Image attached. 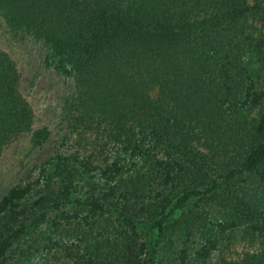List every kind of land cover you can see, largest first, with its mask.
I'll return each mask as SVG.
<instances>
[{"label":"trees","instance_id":"16d2710c","mask_svg":"<svg viewBox=\"0 0 264 264\" xmlns=\"http://www.w3.org/2000/svg\"><path fill=\"white\" fill-rule=\"evenodd\" d=\"M258 8L264 0H0L7 25L45 45V65L72 75V125L101 129L116 146L101 164L86 146L56 153L34 179L0 197V264L24 236L38 251L50 213L70 204L90 264H158L168 229L180 225L177 212L193 198L214 197L220 177L264 179V106L249 125L242 121L254 84L228 74L235 66L218 56L229 61L244 34L240 22ZM32 121L16 65L0 50V155L23 132L35 147L47 141L48 129L32 131ZM200 148L227 159L207 183L185 173L205 168ZM98 173L102 189L92 184ZM230 207L218 231L243 227L260 247L223 264H264V209L240 195ZM190 236L187 229L185 243ZM215 240L209 234L195 249L200 264H210ZM180 257L186 260V248Z\"/></svg>","mask_w":264,"mask_h":264},{"label":"rangeland","instance_id":"374dc122","mask_svg":"<svg viewBox=\"0 0 264 264\" xmlns=\"http://www.w3.org/2000/svg\"><path fill=\"white\" fill-rule=\"evenodd\" d=\"M240 29L244 34L234 43L233 53L228 55L229 61L222 51L218 56L219 61L225 65L227 63L231 70V65L235 66L228 74L239 72L240 80L245 86L251 82L254 84L256 95L242 113V121L249 125L264 106V8L256 9V12L243 19ZM0 50L8 53L16 65L19 90L33 111L32 131L42 128L49 131V138L41 146L33 145L31 132H23L4 148L0 155V197L11 186L23 185L34 179L39 165L56 153L76 150L83 153L82 147L86 146L88 155L95 164L104 163V159H110L114 155L116 146L107 141L101 129L87 130L72 125V75H64L52 67H47L44 60L46 47L42 41L24 29L13 31L7 25L2 10ZM222 77L225 79V75ZM222 77L217 76L218 80ZM231 80L234 82L235 77H230L225 82ZM200 150V158L205 163V168L197 172V166H191L185 173L195 182L207 183L211 177L221 174L223 170L217 169L221 163H226L227 159L223 154L208 148ZM98 176L101 178L99 173ZM100 178L95 177L92 183L96 189L105 186L103 178ZM218 180L219 186L214 197L193 198L182 211L177 212L176 217L180 220V225L168 229V239L161 244L162 248L159 250L158 264H200L196 259L195 249L209 234L216 238L217 245L208 260L210 264H223L224 261L238 258L246 251H259V241L252 238L243 227L219 232L215 223L228 219L231 214L230 200L234 195L250 199L253 207L264 209V179L258 175L246 174L229 183L222 181L221 177ZM35 197L33 195L32 198ZM75 213H78V210L72 204L51 212V217L43 227L44 234H40L38 251L35 245L31 244L34 241L24 236L12 243L5 264H90L84 255L82 244L74 235L77 229L74 224ZM115 224L120 225L119 222ZM96 228L103 231L101 227ZM187 229L191 230V236L185 243L184 234ZM133 235L132 232L129 233L128 238ZM107 242L108 239L106 244ZM112 247L111 245L108 250H112ZM182 248L187 250L188 257L185 261L180 257Z\"/></svg>","mask_w":264,"mask_h":264}]
</instances>
